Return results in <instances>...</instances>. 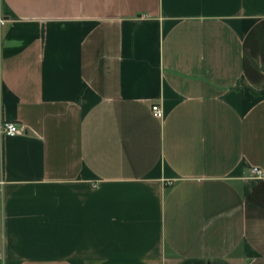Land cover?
<instances>
[{
	"label": "crops",
	"instance_id": "crops-1",
	"mask_svg": "<svg viewBox=\"0 0 264 264\" xmlns=\"http://www.w3.org/2000/svg\"><path fill=\"white\" fill-rule=\"evenodd\" d=\"M0 18V264H264V0Z\"/></svg>",
	"mask_w": 264,
	"mask_h": 264
},
{
	"label": "built area",
	"instance_id": "built-area-1",
	"mask_svg": "<svg viewBox=\"0 0 264 264\" xmlns=\"http://www.w3.org/2000/svg\"><path fill=\"white\" fill-rule=\"evenodd\" d=\"M0 23H3V19L0 18ZM151 113L157 117L161 118L163 116V110L161 106L158 103H153L150 106ZM23 132V128H21L16 122L14 121H2L0 124V134L1 135H15L20 134ZM251 173L256 176L263 175L262 171L259 168L253 167L251 168ZM3 184V181L0 180V193H1V185Z\"/></svg>",
	"mask_w": 264,
	"mask_h": 264
}]
</instances>
